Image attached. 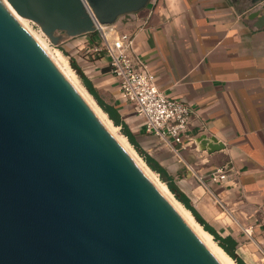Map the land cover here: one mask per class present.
Wrapping results in <instances>:
<instances>
[{"label": "water", "instance_id": "water-1", "mask_svg": "<svg viewBox=\"0 0 264 264\" xmlns=\"http://www.w3.org/2000/svg\"><path fill=\"white\" fill-rule=\"evenodd\" d=\"M7 1L58 45L152 0ZM0 264H221L1 0Z\"/></svg>", "mask_w": 264, "mask_h": 264}, {"label": "crops", "instance_id": "crops-1", "mask_svg": "<svg viewBox=\"0 0 264 264\" xmlns=\"http://www.w3.org/2000/svg\"><path fill=\"white\" fill-rule=\"evenodd\" d=\"M253 1L152 0L114 23L134 36V52L160 89L191 108L185 148L179 152L146 132L104 52L84 72L139 147L174 178L198 212L222 236L237 240L243 261L264 264V21L259 14L246 16ZM98 37L97 32L67 36L62 47L78 56ZM201 135L216 137L224 148L200 149L195 140ZM219 167L227 177L216 182L212 175Z\"/></svg>", "mask_w": 264, "mask_h": 264}, {"label": "built area", "instance_id": "built-area-1", "mask_svg": "<svg viewBox=\"0 0 264 264\" xmlns=\"http://www.w3.org/2000/svg\"><path fill=\"white\" fill-rule=\"evenodd\" d=\"M96 32L98 40L90 50L82 53L83 62L91 65L92 60L104 52L121 93L134 112L144 119L146 132L154 134L163 146L176 152L184 149V139L192 121L189 105L160 89L154 73L136 56L131 33L117 30L114 24H98ZM189 139L192 141L193 137ZM226 177L225 167H219L212 180L217 182ZM245 231L252 235L251 231Z\"/></svg>", "mask_w": 264, "mask_h": 264}, {"label": "bare ground", "instance_id": "bare-ground-1", "mask_svg": "<svg viewBox=\"0 0 264 264\" xmlns=\"http://www.w3.org/2000/svg\"><path fill=\"white\" fill-rule=\"evenodd\" d=\"M6 7L12 12V14L22 23V25L33 35V37L38 41L46 53L50 56L65 78L71 83V85L78 91L84 101L92 109L95 115L103 123V125L109 130V132L115 137V139L121 144L129 156L135 161L138 167L143 171L147 178L154 184L158 191L164 196V198L174 207L178 214L186 221L190 228L195 232V234L200 238L204 245L209 249V251L215 256V258L221 264H237L235 260L219 245L213 240V235L200 226L194 219L191 211L186 208L169 190L168 186L159 180L157 175L141 160L137 153L128 147L129 142L125 135L118 134L116 132L117 126H115L112 121L107 117V114L98 106H94L91 100L82 92L81 88L76 83L75 75L72 69L67 64V60L61 57L59 51H53L50 48L48 39L44 36L42 31H34L30 27V19L26 18L21 11H19L13 4L7 0H1ZM33 22V21H32ZM36 24L35 22H33ZM44 32V31H43ZM46 35V34H45ZM47 36V35H46ZM48 37V36H47ZM49 38V37H48ZM50 39V38H49ZM130 146V145H129Z\"/></svg>", "mask_w": 264, "mask_h": 264}, {"label": "trees", "instance_id": "trees-1", "mask_svg": "<svg viewBox=\"0 0 264 264\" xmlns=\"http://www.w3.org/2000/svg\"><path fill=\"white\" fill-rule=\"evenodd\" d=\"M72 66L74 69L78 72L80 77L83 79V82L85 86L87 87L88 91L95 97L98 104L102 107V109L109 115L110 119L113 120L115 125H121L123 128V133L129 138L130 142L135 146V148L139 151V153L142 155L146 163L149 165V167L154 170L155 172L159 173L161 179L167 183L168 188L170 191L175 195V197L181 201L186 208H188L194 215V217L197 219L199 223L202 224V226L205 228V230L209 231L214 239L219 243V245L236 261L237 264H246L243 259L238 255L236 252L238 242L235 238H233L231 235L222 236L199 212L198 210L193 206L191 203L190 198L179 188V186L175 183L174 178L169 175L166 170L159 165V163L155 162L145 151H143L139 145L137 144V141L135 140L133 134L130 132L127 126H125L121 122V118L119 113L115 109H113L111 106H109L101 97L99 96L98 92L95 90L81 67L78 66V64L73 61Z\"/></svg>", "mask_w": 264, "mask_h": 264}, {"label": "rangeland", "instance_id": "rangeland-1", "mask_svg": "<svg viewBox=\"0 0 264 264\" xmlns=\"http://www.w3.org/2000/svg\"><path fill=\"white\" fill-rule=\"evenodd\" d=\"M30 27L34 30V31H42L40 28H39V26L37 25V24H34L32 21H30ZM42 33L44 34V36L48 39V42H49V45H50V48L53 50V51H59L60 53H61V57H63V58H65L66 60H67V64L69 65V67L72 69V71H73V74L75 75V80H76V83H77V85L79 86V88H81V90H82V92L83 93H85V95L91 100V102L94 104V106H96V108H98V106L100 107V108H102L99 104H98V102H97V100L95 99V97L88 91V89H87V87L85 86V84H84V82H83V79L80 77V75L78 74V72L74 69V67L72 66V63H73V61H75L77 64H78V66L79 67H81V69L83 70V72L85 71V68L87 67L88 68V63H84L83 62V59H81V58H83L82 57V54H77L78 56H80V58H78V56H76V55H74V54H71V50L70 49H68V50H66V49H64L63 47H62V41L58 44V45H55V44H53L52 43V41L45 35V33L42 31ZM85 73V75L87 76V74H86V72H84ZM91 94V95H90ZM107 114V113H106ZM107 117H108V115H107ZM109 118V117H108ZM110 119V118H109ZM111 121H113L112 119H110ZM113 124H114V122H112ZM115 125V124H114ZM115 126H117V125H115ZM116 132H118V134H123V135H125L124 133H123V128H122V126L121 125H118L117 126V129H116ZM126 136V135H125ZM127 137V136H126ZM127 139H128V142H129V145H128V147H130V149L131 150H133V151H135L136 153H137V155L141 158V160L145 163V165H147L148 167H149V165L146 163V161L144 160V158L142 157V155L139 153V151L135 148V146L130 142V140H129V138L127 137ZM150 168V167H149ZM151 169V168H150ZM152 170V169H151ZM156 175H157V177L159 178V180L161 181V182H164L162 179H161V177H160V175H159V173H157V172H155L154 170H152ZM166 185H167V183L166 182H164ZM168 186V185H167ZM170 190V189H169ZM173 194V193H172ZM174 195V194H173ZM175 196V195H174ZM181 202V201H180ZM182 203V202H181ZM183 204V203H182ZM184 205V204H183ZM185 206V205H184ZM191 214L193 215V213L191 212ZM193 217H194V215H193ZM194 219H195V221L200 225V226H202V224L201 223H199L198 221H197V219L194 217ZM211 220H212V218H210ZM213 221V220H212ZM203 227V226H202ZM204 228V227H203ZM205 229V228H204ZM213 240L217 243V244H219L215 239H214V237H213ZM236 262V261H235Z\"/></svg>", "mask_w": 264, "mask_h": 264}]
</instances>
